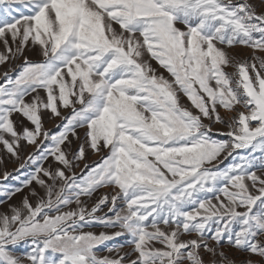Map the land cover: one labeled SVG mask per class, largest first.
Instances as JSON below:
<instances>
[{"label":"snow or ice","instance_id":"1","mask_svg":"<svg viewBox=\"0 0 264 264\" xmlns=\"http://www.w3.org/2000/svg\"><path fill=\"white\" fill-rule=\"evenodd\" d=\"M0 43V264H264V0H0Z\"/></svg>","mask_w":264,"mask_h":264},{"label":"rangeland","instance_id":"2","mask_svg":"<svg viewBox=\"0 0 264 264\" xmlns=\"http://www.w3.org/2000/svg\"><path fill=\"white\" fill-rule=\"evenodd\" d=\"M250 2H253V3H259V0H250ZM260 10V9H258ZM0 51H3V45L2 43H0ZM229 52L230 54L234 57L235 61H248L249 63H256L257 65V68H259V62L254 60V50L250 47H244V46H236V47H233L231 49H229ZM29 55V57L31 59H37V57L35 56L34 53H27ZM255 56H259V57H262L264 58V51H260V50H255ZM20 61H16V63H19ZM153 63V66L155 67L156 64H155V61L152 62ZM9 67L8 64H5L3 66H0V72H3L5 69H7ZM160 71H164L163 69H160ZM227 71L228 72H234L235 71V68L233 66H229L227 68ZM249 73L250 75H254V73L252 72L251 68L249 69ZM164 74L167 76L168 74L166 72H164ZM262 75H264V71L261 72ZM2 82V81H0ZM42 95H44L43 93H41ZM181 102L184 104V105H188L190 102L187 100L186 97H181ZM45 115V117H44ZM43 117V124H44V127L46 129H54V126L56 123H58V121H55V120H51L49 119L48 117V113H44ZM13 119L17 122V127L19 128L20 127V122L23 121V123L27 126H31L29 124V122H27L26 120H24V118L22 116H20L19 114H15ZM217 127H220L219 125H217ZM81 131V136H83V131ZM218 138H221V139H224L226 137H218ZM78 143L79 142H76L74 141L73 142V150H75L78 146ZM32 151V147L31 146H26V147H23L22 148V151H21V155L22 156H27L28 153H30ZM3 152V147L2 145H0V153ZM87 160L89 162H93V161H98L99 160V156L98 155H94L91 150H87ZM18 161H13L11 159H8V158H5V160L0 163V175H2V173L4 171H9V172H12L13 173V176L17 175V173H15L13 170L18 167ZM47 166V165H46ZM80 167H83V164L80 165ZM76 172L79 173L80 171V168H76L75 169ZM14 181V180H12ZM11 182V181H10ZM33 187H36V185H33ZM37 191L39 192L40 189L37 187ZM105 191H111L110 189H100L98 191V193L96 194V196H99L100 194H102L103 192ZM28 194V189H24V192L22 193H18L16 196H14L11 201H8L7 203L5 204H2L0 205V211H7L8 210V203H11V204H15V205H19L21 200H22V197L24 195H27ZM41 195H43V193L41 192ZM0 199H3V197H0ZM29 199L35 203V197H29ZM92 202L94 201H90L89 204H91ZM72 207H75V205H72ZM104 211H107V209H104ZM86 231L88 230H91V231H94L96 232L97 234L102 231V230H105V229H102L101 227L99 226H93L92 228H86L85 229ZM107 231H111V230H107ZM187 238V237H186ZM264 238V237H262ZM126 237H122V238H119L113 242H110V243H116V244H120V243H123L125 241ZM19 252H24L26 251V248L25 247H21L19 250ZM125 251H127V248H125ZM99 255H114V254H109L107 253L106 251H103V250H100L98 252ZM229 255L234 257L235 260L237 262L241 261V260H245L247 257H246V254L244 253H238V252H235L234 250H231L229 252ZM205 260H208V257L205 256L204 257ZM251 259L253 260H258L259 258L256 257V256H252Z\"/></svg>","mask_w":264,"mask_h":264},{"label":"crops","instance_id":"3","mask_svg":"<svg viewBox=\"0 0 264 264\" xmlns=\"http://www.w3.org/2000/svg\"><path fill=\"white\" fill-rule=\"evenodd\" d=\"M44 117H45V115H44ZM44 117H43V119H44ZM53 130H55V129H53ZM10 183H12V184H17L18 183V181H11Z\"/></svg>","mask_w":264,"mask_h":264}]
</instances>
